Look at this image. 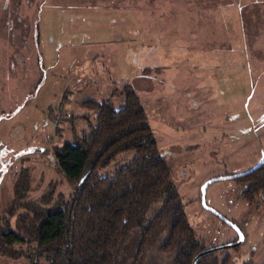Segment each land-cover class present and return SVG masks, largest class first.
Wrapping results in <instances>:
<instances>
[{
  "label": "rangeland",
  "instance_id": "374dc122",
  "mask_svg": "<svg viewBox=\"0 0 264 264\" xmlns=\"http://www.w3.org/2000/svg\"><path fill=\"white\" fill-rule=\"evenodd\" d=\"M0 0V214L27 176V200L72 191L54 169V145L88 130L83 99L124 104L139 96L158 148L172 167L130 229L117 264L168 257L164 238L143 240L165 198L180 197L208 248L244 241L233 264L264 263V203L242 196L246 182L222 179L251 168L264 154V0ZM64 115L63 118L62 116ZM68 117H67V116ZM56 127H61L56 129ZM119 153L102 175L131 160ZM19 208L9 218L16 229ZM163 236V235H162ZM0 264H28L0 254Z\"/></svg>",
  "mask_w": 264,
  "mask_h": 264
},
{
  "label": "trees",
  "instance_id": "16d2710c",
  "mask_svg": "<svg viewBox=\"0 0 264 264\" xmlns=\"http://www.w3.org/2000/svg\"><path fill=\"white\" fill-rule=\"evenodd\" d=\"M215 2L218 7L219 0ZM124 95V104L118 108L110 99L81 100L79 105L86 112L78 117L88 130L53 146L54 169L72 186L66 199L59 195L53 201L50 191L37 200H27V176L16 181L14 198L0 214L1 255L23 257L28 264H117V252L131 227L172 178L171 164L159 151L138 94L127 85ZM128 150L134 151L131 160L112 175L99 173ZM234 179L246 182L242 196L249 204L257 199L264 203V162L252 173ZM19 208L27 211L11 230L9 218ZM154 234L164 238L161 250L173 252L164 258L149 256L144 264H193L195 257L208 249L204 239L195 234L174 192L145 225L142 238ZM196 264L233 261L230 253L220 256L216 251L199 257Z\"/></svg>",
  "mask_w": 264,
  "mask_h": 264
},
{
  "label": "water",
  "instance_id": "95a60500",
  "mask_svg": "<svg viewBox=\"0 0 264 264\" xmlns=\"http://www.w3.org/2000/svg\"><path fill=\"white\" fill-rule=\"evenodd\" d=\"M264 162V154L262 155V157L251 167L249 168L248 170L242 172V173H239V174H231V175H226V176H222V177H218V178H212L206 182L203 183V185L201 186V203L204 207H207L206 205V200H205V191H206V187L216 181V180H222V179H227V178H231V179H234V178H239V177H242V176H246L250 173H252L253 171H255L262 163ZM237 231H238V237L235 241L233 242H230V243H226L224 245H221V246H217V247H212V248H208L206 250H204L203 252L199 253L195 259L193 260V264H196V260L209 253V252H216V251H221V250H224L226 248H233V247H236V246H240L243 241H244V236L242 234V232L240 231L239 228H236Z\"/></svg>",
  "mask_w": 264,
  "mask_h": 264
},
{
  "label": "built area",
  "instance_id": "2783aa9c",
  "mask_svg": "<svg viewBox=\"0 0 264 264\" xmlns=\"http://www.w3.org/2000/svg\"><path fill=\"white\" fill-rule=\"evenodd\" d=\"M59 116H61V115H59Z\"/></svg>",
  "mask_w": 264,
  "mask_h": 264
}]
</instances>
